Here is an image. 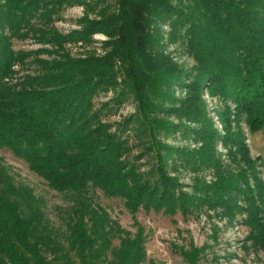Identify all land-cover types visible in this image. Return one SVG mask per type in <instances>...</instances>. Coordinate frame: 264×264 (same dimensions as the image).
Returning a JSON list of instances; mask_svg holds the SVG:
<instances>
[{
	"label": "trees",
	"instance_id": "trees-1",
	"mask_svg": "<svg viewBox=\"0 0 264 264\" xmlns=\"http://www.w3.org/2000/svg\"><path fill=\"white\" fill-rule=\"evenodd\" d=\"M56 2L0 0V147L23 157L50 187L71 192L73 202L65 229L57 230L32 192L24 186H17L23 192H6L16 188L5 181L0 264L143 262L142 227L121 228L91 202L89 186L123 198L132 212L139 206L184 214L221 207L220 213L233 218L243 211L248 238L264 248L262 160L250 154L241 126L264 136V0H190L185 6L116 0L115 12L83 16L80 27L66 34L49 25ZM161 22L169 25L171 40L185 34L195 60L189 71L163 49ZM96 31L108 36L103 54L74 57L59 50L64 41L86 40ZM29 32L56 45L52 51L58 57L36 58L38 72L8 82L13 63L27 54L12 47V38ZM174 85L185 87V94L175 96ZM110 88L113 105L130 93L137 101L134 114L112 129L101 120L104 105L93 102L100 90ZM204 93L223 102L215 109L222 132ZM160 133H178L186 144L167 143ZM189 140L200 144L191 148ZM218 141L226 148V163ZM136 143L141 148L131 155ZM143 155L152 158L146 170L138 164ZM184 169L193 173L189 185L179 180ZM206 169L214 179L204 178ZM201 249L192 246L182 254L195 264Z\"/></svg>",
	"mask_w": 264,
	"mask_h": 264
},
{
	"label": "rangeland",
	"instance_id": "rangeland-1",
	"mask_svg": "<svg viewBox=\"0 0 264 264\" xmlns=\"http://www.w3.org/2000/svg\"><path fill=\"white\" fill-rule=\"evenodd\" d=\"M49 2L55 0H48ZM58 5L53 13L49 25L60 34H66L71 30L80 27V19L83 16L97 19L103 13H112L117 10L116 0H56ZM173 3H190V0H171ZM56 2V3H57ZM187 3V4H188ZM185 4V5H184ZM162 30L161 43L163 49L169 53L172 60L180 64L188 71L192 69L195 60L188 48L185 34L179 35L176 39L169 38V25L161 22ZM108 36L102 31L92 33L86 40H69L62 43L59 50L66 51L70 56H84L87 54L101 55L108 46L105 41ZM12 47L15 50L25 51L26 57L23 61H16L11 66L8 82H16L18 79L38 72L39 64L36 58L51 59L58 55L53 52L57 46L32 36L27 33L25 37L12 38ZM185 87L174 85L175 96L181 97L185 94ZM113 90H100L93 98L94 106H103L101 120L111 124V129L123 117L134 114L137 101L130 93L120 104L111 102ZM207 109L216 128L222 132L223 128L218 121L215 109L222 106L223 102L216 96L207 93L203 94ZM112 104L110 108L109 105ZM171 120L176 121L174 115ZM246 133L252 156H261V175L264 180V136L262 130L251 132L245 125H241ZM130 130V142L136 139ZM158 137L171 144H186L185 140L176 133L175 135L158 134ZM189 147H198L200 141L189 140ZM216 147L222 152L224 162L229 161L226 156V148L218 141ZM140 144L132 146L131 155L140 150ZM141 170H146L152 164V158L148 155L138 159ZM172 173V172H171ZM201 174L209 181L214 179L211 169H206ZM179 180L183 184L191 183L193 173L190 170H180ZM11 180L16 189L6 192H23L17 186H24L25 192H32L34 197L41 203L45 215L57 230L65 229V218L69 206L72 204V194L68 191H58L47 184V181L30 168L28 162L21 156L16 155L6 147H0V190L3 191L5 181ZM186 190L188 187L183 186ZM88 194L93 204L99 205L109 217L121 228L136 231L141 226L145 236L146 259L139 264H150L154 261L161 264H192L182 254L183 251L194 247H201L198 259L195 264H264V248L251 243L248 238L250 226L244 221L246 215L243 211H237L234 217L220 213L221 207L217 209L202 208L195 212L181 213L180 211L168 212L162 209L143 208L139 206L134 212L125 205L124 199L116 196L105 195L99 188L89 186ZM4 192V191H3ZM238 203H243L241 198ZM264 207V203H263ZM113 244L118 243L113 238Z\"/></svg>",
	"mask_w": 264,
	"mask_h": 264
}]
</instances>
